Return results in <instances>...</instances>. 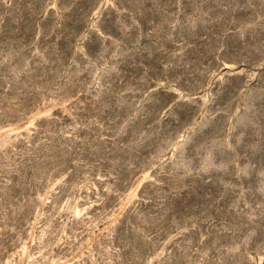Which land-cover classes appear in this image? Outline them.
<instances>
[{
    "label": "rangeland",
    "instance_id": "rangeland-1",
    "mask_svg": "<svg viewBox=\"0 0 264 264\" xmlns=\"http://www.w3.org/2000/svg\"><path fill=\"white\" fill-rule=\"evenodd\" d=\"M0 264H264V0H0Z\"/></svg>",
    "mask_w": 264,
    "mask_h": 264
}]
</instances>
